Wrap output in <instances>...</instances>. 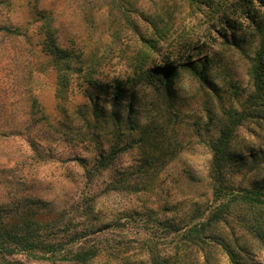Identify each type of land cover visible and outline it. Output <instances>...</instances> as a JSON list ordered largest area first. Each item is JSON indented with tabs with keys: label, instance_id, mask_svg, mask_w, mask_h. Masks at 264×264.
Instances as JSON below:
<instances>
[{
	"label": "rangeland",
	"instance_id": "374dc122",
	"mask_svg": "<svg viewBox=\"0 0 264 264\" xmlns=\"http://www.w3.org/2000/svg\"><path fill=\"white\" fill-rule=\"evenodd\" d=\"M211 1L219 5L217 11L186 0H120V9L119 2L111 0H95L84 9L80 0L36 4L11 0L1 18L26 26L27 35L11 45L0 41V107L17 123L24 118L32 94L55 131L51 141L33 134L27 137L25 132L0 135L1 207L8 212L31 208L32 219L42 225L70 219L74 228L89 226L82 241L98 254L88 264H152L148 244L159 257H168L167 264H231L210 238L200 250L184 251L180 245L174 258L177 235L166 226L195 222L193 216L205 217L210 206L222 202L227 204L225 220L210 230L248 253L244 264H264V240L251 230L258 220L264 236V206L252 209L233 201L241 189L264 188V119H246L235 129L231 150L236 161L226 172L225 195L219 199L209 145L226 124L228 113L245 109L254 90L249 69L264 35V0ZM42 12H52L55 42L81 53L83 70L68 74L66 87L60 85L52 55L43 48L44 37L37 34L36 17ZM143 14L161 16L169 30L157 38ZM226 20L235 22L242 48L223 38ZM225 36L229 39L230 29ZM152 38L156 52L145 42ZM166 55L179 70L172 109L138 71L165 64ZM206 55L211 87L201 86L180 67L187 58ZM92 62L93 75L104 88L85 79L89 75L83 71ZM116 80L129 87L126 95L134 92L132 111L128 100L114 103L112 93L105 92ZM95 103L96 112L103 114L100 118L93 114ZM114 109L125 134L116 131L110 114ZM128 120L136 124L132 130ZM144 128L145 142L139 141ZM125 136L136 142L133 147L118 154L107 169L98 170L99 151L107 153L116 139ZM37 142L44 148L42 156L32 149ZM157 146L164 157L149 167L150 180L124 187L125 176L130 184L141 180L134 174H141L144 162L157 156ZM75 154L93 173L87 176L70 160ZM88 204L92 213L86 216ZM7 260L0 264H49L24 256Z\"/></svg>",
	"mask_w": 264,
	"mask_h": 264
},
{
	"label": "trees",
	"instance_id": "16d2710c",
	"mask_svg": "<svg viewBox=\"0 0 264 264\" xmlns=\"http://www.w3.org/2000/svg\"><path fill=\"white\" fill-rule=\"evenodd\" d=\"M32 3L36 4L38 0H29ZM75 1V0H74ZM114 3L119 2V7L122 5L120 0H111ZM190 5H198L199 7L205 5L210 8V11H217L219 5H213L212 1L206 0H186ZM81 6L84 9L91 3H94L95 0H80ZM11 4V0H0V41L7 42L11 45L14 41H17L20 37H26V26L21 24H15L8 20L1 18L2 11ZM126 10V9H124ZM122 12H124L122 10ZM51 13L42 12L36 17L40 21L37 34L42 39L44 44L43 48L52 55V61L55 69L58 72V78L60 85L66 87L68 74L82 72L83 65L81 60V53L75 52L73 50H68L66 48L60 47L59 44L55 42L54 32L51 25L53 19L51 18ZM144 15V19L151 25L157 38H161L164 34V31L169 30L170 25L167 21L161 16L152 17ZM225 21V20H224ZM161 24V25H160ZM257 29H261L259 23L256 24ZM230 29L231 36L227 38V30ZM235 22L226 20V24L221 28L223 38L229 42L231 46L236 48H242L241 41L242 38L235 35ZM220 33V32H219ZM220 34V35H222ZM144 39V37H142ZM156 39H145V42L148 45V48L151 51H157L155 46ZM261 48L257 52L256 57L253 60V63L249 69V74L253 80L254 90L249 94L248 102L246 103V108L241 111H230L228 113L227 122L224 124L222 129L219 132V135L210 140V148L212 150V161L211 167L214 173V179L216 181L215 192L218 193L217 199L225 195V191L222 190L223 181L226 176V172L229 170L230 165L234 164V154L231 150L232 148V138L235 134V129L240 126L243 121L254 119H264V35L261 40ZM10 47V46H9ZM5 49H7L5 47ZM148 56V54H146ZM169 55H166L163 58H166L165 64L156 66L154 68H147L143 70L139 68L140 75L147 79V84L160 93L165 102L169 105V109H172V103L175 100L176 92L174 89V83L178 78V69L175 65L172 64V61L169 60ZM75 61V62H74ZM80 63L79 66L77 63ZM75 63V64H74ZM166 63H169L167 65ZM210 60L206 55L204 58H198L193 60L187 58L184 62L181 63L180 67L187 71L191 77L201 86L211 87L213 81L209 78V69H210ZM95 63H89L86 69L83 71L85 79L91 85L96 84L99 87H103L99 83L98 79L94 77ZM153 69V71H152ZM114 87L111 91L106 93H112L111 101L114 103H119L122 100H128L129 110L134 109L133 99L135 97L134 92L126 95V89L124 84L120 81H114L112 83ZM105 97V95H104ZM29 106L23 113V119H20L19 122L15 123V119L11 114L4 113L0 107V135H4L6 131H11L12 133H27V137L31 138V135H35L37 138H44L45 140L51 141L53 139L54 127L53 122L50 117L44 112L40 106L37 98L29 94ZM98 103L94 104L93 114L96 118L103 116L102 113H97ZM104 113V112H103ZM170 116L171 111L169 110ZM113 123L116 125V131L119 134H125L122 129H119L120 123H118V112L114 109L112 113ZM136 124L128 120V128L133 129ZM96 135V134H95ZM148 135V130L144 128L141 131V136L139 141H144ZM94 136L92 135L91 139L93 140ZM133 143L136 142L128 140V137H122L116 139L111 146H109L107 153L104 151H99V157L97 158L96 168L100 171L107 169L118 154L123 151L131 149ZM33 151L39 156L41 155L42 149L39 143L31 144ZM158 152L157 156L152 158L150 161H145L144 165L140 168L141 174H134L135 178H141V180H135L134 184H130L125 178L123 181L124 187H133L139 183H143V178L150 180L152 174L149 172V167L155 163L158 159L164 157V152L161 151L162 148L157 146L155 148ZM162 155V156H161ZM42 156V155H41ZM70 160L76 161L84 170L87 176L90 173H93L90 168L87 167L84 159L75 154ZM157 161V162H158ZM159 169V167H157ZM133 174L130 172V175ZM154 175V174H153ZM240 193L235 194L238 196L234 198L233 201H241L252 209H260L259 207L264 206V188H244L239 191ZM227 205V204H226ZM224 203L220 202L219 204H214L210 206L209 213L203 217V213L200 215H195L193 218H197L195 222H187L184 226H180L175 222H169L167 226L168 231H173L177 235V240L174 246V258L177 254V249L183 245L182 249H203L206 245V238L212 239L215 245H218L226 254L228 260L231 264H244L245 257H247L246 252L242 248H236L222 235L212 232L210 228H215L218 223L225 220L226 211ZM229 205V204H228ZM0 205V261H8V258H13L16 256H24L27 260L31 261H41L47 262L49 264H88L93 258L98 254V251L88 246L85 241H82L87 232L90 230L89 226L82 229H77V227L72 226L70 219L63 220L61 224L55 222H47L46 224H39L32 219L31 208H22L15 207L9 209V212L1 207ZM90 204L86 208L85 215L92 213L90 210ZM3 210L5 212H3ZM192 218V220H193ZM61 219V218H60ZM252 224V232L256 237L261 241L264 240L262 234L263 230L259 221L255 220ZM151 251L150 257L152 259V264H167L169 261L168 257H159V254L152 251L151 245H147ZM243 251V252H242Z\"/></svg>",
	"mask_w": 264,
	"mask_h": 264
}]
</instances>
